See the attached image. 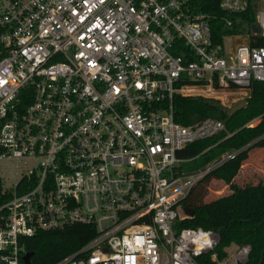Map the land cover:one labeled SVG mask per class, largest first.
<instances>
[{
  "label": "built area",
  "instance_id": "2783aa9c",
  "mask_svg": "<svg viewBox=\"0 0 264 264\" xmlns=\"http://www.w3.org/2000/svg\"><path fill=\"white\" fill-rule=\"evenodd\" d=\"M225 27L259 32L215 41ZM246 36L235 49L230 35ZM264 0H0V264H25V239L87 225L93 235L53 264H246L248 243L180 227V201L208 171L179 155L225 122H177L173 99L248 98L264 82ZM231 90H237L233 93ZM264 264V250L260 256Z\"/></svg>",
  "mask_w": 264,
  "mask_h": 264
},
{
  "label": "trees",
  "instance_id": "16d2710c",
  "mask_svg": "<svg viewBox=\"0 0 264 264\" xmlns=\"http://www.w3.org/2000/svg\"><path fill=\"white\" fill-rule=\"evenodd\" d=\"M203 11L214 15L212 34L219 41L223 34L250 32L253 22L252 8L242 14L243 30L224 26L225 15L212 1L201 6ZM253 46L264 45V37H259ZM173 113L177 122L192 125L205 117H214L225 122V132L212 137L197 140L187 145L179 155L188 158L183 167L191 171L202 168L215 160L230 148L238 149L229 160H237L252 149H264V82L252 81L247 105L230 114L223 111L219 100L203 97H181L173 99ZM257 114L262 115L261 122L253 127H243L247 120ZM227 133H230L227 136ZM220 139V141H216ZM214 143L213 147H210ZM228 162V161H227ZM207 175L199 180L180 201V205L193 209L191 216L178 222L180 227H202L215 230L220 236L217 251L232 243L251 245L249 260L246 264H260L264 250V183L258 182L241 187L232 186L231 193L211 201H205ZM222 174L218 173L217 176ZM216 176V175H215ZM223 176V175H222ZM8 194L3 191L0 178V205ZM93 235V229L87 225H75L58 231H43L25 239L26 251L33 252L29 264H53L72 253Z\"/></svg>",
  "mask_w": 264,
  "mask_h": 264
},
{
  "label": "rangeland",
  "instance_id": "374dc122",
  "mask_svg": "<svg viewBox=\"0 0 264 264\" xmlns=\"http://www.w3.org/2000/svg\"><path fill=\"white\" fill-rule=\"evenodd\" d=\"M246 41L247 39L245 35L236 36L234 34L225 38L227 46L232 49H235ZM231 91L233 93L237 92V90ZM214 99L219 100L221 108L228 109L230 106L234 105L243 98H235L234 96L224 97L222 95L221 97H215ZM244 100L247 105V98ZM225 111L228 112L227 110ZM261 120L262 115L257 114L249 118L243 127L256 126L261 122ZM229 135L230 133H227V136ZM216 141H220V139H217ZM213 146L214 143L211 144L210 147ZM236 152H238V149L230 148V150L224 152L206 166L196 169L197 171L208 170L201 179L212 173L211 177L205 181L207 186L205 201H211L218 197L230 194L232 186L241 187L258 182L264 183V149H252L240 159L230 161L229 158ZM17 163L20 165L15 167L14 161L12 160H0V178L5 185H10L13 182V179H17L20 173L25 169H28L32 162L29 161L26 165H22V162ZM218 173L223 176H217Z\"/></svg>",
  "mask_w": 264,
  "mask_h": 264
},
{
  "label": "water",
  "instance_id": "95a60500",
  "mask_svg": "<svg viewBox=\"0 0 264 264\" xmlns=\"http://www.w3.org/2000/svg\"><path fill=\"white\" fill-rule=\"evenodd\" d=\"M251 29L255 32H259V27L255 24H252L251 25ZM246 105V101L244 99L238 101L237 103H235L234 105L230 106L228 109L226 108H222L223 111L227 110L228 113L232 114L234 113L235 111L237 110H240L241 108H243L244 106ZM183 211L184 213L187 215V216H191L193 214V209L192 208H189V207H184L183 208ZM33 252L31 251H27L24 256H23V262L25 264H29L30 263V259H31V256H32Z\"/></svg>",
  "mask_w": 264,
  "mask_h": 264
}]
</instances>
